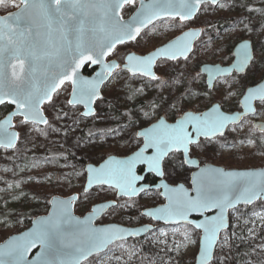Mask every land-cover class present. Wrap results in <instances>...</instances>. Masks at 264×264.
<instances>
[{"label":"rangeland","instance_id":"1","mask_svg":"<svg viewBox=\"0 0 264 264\" xmlns=\"http://www.w3.org/2000/svg\"><path fill=\"white\" fill-rule=\"evenodd\" d=\"M16 2L19 3V0ZM136 8V5L126 6L123 16L129 17ZM249 8L264 9V0H222L216 6L205 4L192 21H158L136 41L118 46L109 60H118L120 69L104 86L102 98L96 103V114L91 118L78 114V111L82 112L81 107L69 106L68 103L69 107L65 106L71 92V85L65 84L44 106V111L49 121L48 129L54 128L58 135L55 146L68 151L71 156L59 150H53L46 156L43 155L45 150H35L39 149L35 147L29 149L31 160L25 161L24 153L14 151L16 148L7 150L8 153L1 149V205L20 202L30 206L43 204L47 199L50 203L56 195L80 194L85 186L87 163L99 164L109 155L126 156L134 152L142 144L136 137L137 131L162 116L173 122L187 111L202 112L214 103L221 104L227 112L239 110L241 93L264 79V13L250 12ZM16 9L0 7V13ZM216 20L222 21L225 26L214 29ZM195 27H201L203 35L195 44L193 53L186 60L160 61L156 68L158 79L133 76L121 70L127 54L145 55ZM243 39L253 43L254 60L251 66L245 74L218 79L216 86L209 90L205 75L200 73L201 65L231 64L233 49ZM173 104L175 107H171ZM257 111L259 115L231 126L225 136L202 140L193 146L192 155L203 164L213 163L225 168L263 167L264 137L253 130V121H264V107L257 105ZM145 113L152 115L146 116ZM21 120L20 117L15 119L19 131L17 146L29 143L34 131L39 130L29 126L34 124L21 123ZM233 128L236 130L233 131ZM250 130L256 144L253 149L244 147L243 143ZM78 159L86 162L80 163ZM56 161L62 164V169L52 166ZM164 172L168 182L190 186L192 170L184 165L179 154L173 153L165 160ZM107 200L117 201L119 207L110 209L98 223L125 226L154 224L156 228L138 241L127 240L112 245L106 252L91 258L89 264H195L200 245L199 231L187 225L153 223L142 215L143 209L164 203L159 191H147L138 198L118 199L116 190L99 187L87 193L76 212L82 215L83 211H90L94 204ZM255 204L231 211V226L222 233L211 264H264V220L259 219V216H264V207ZM7 213L6 209L0 213V230L5 229L8 237L14 234L13 230L22 228L25 217L19 213ZM249 224L254 228L253 234L248 231ZM240 247L250 248V253L242 254V262L236 259Z\"/></svg>","mask_w":264,"mask_h":264},{"label":"snow or ice","instance_id":"2","mask_svg":"<svg viewBox=\"0 0 264 264\" xmlns=\"http://www.w3.org/2000/svg\"><path fill=\"white\" fill-rule=\"evenodd\" d=\"M207 2L208 0H152L148 5L142 4L138 15L133 16L130 21L122 22L121 9L134 4L135 0H19V3L16 0H0V7L19 9L0 15V105L7 103L15 106V112L0 120V147L14 148L19 138L17 133L9 131L13 127V117H21V123L48 125L49 121L42 113L41 105L45 101H51L53 93L66 81H71L73 85L71 99L67 103L83 104L88 107L85 115L92 114L90 106L99 96L100 85L115 70L120 69L117 63L105 62V56L117 44L135 40L141 30L153 24L156 19L178 18L180 21H188ZM211 3L216 4L217 0H211ZM249 11L264 13V9L249 8ZM197 35L198 32L189 31L147 55L129 54L121 70L158 79L151 71L154 63L158 59H188L192 50L191 40ZM250 47L249 41L239 44L231 67L204 69L209 75L208 87L216 86L218 75L246 72L254 60ZM12 60L20 65L21 74L16 72V65ZM25 61L28 62L26 68ZM88 62L98 64L100 70L92 79L78 77V70ZM9 69H12L11 73ZM241 95L243 111L240 113L226 114L222 106L216 104L207 112H185L174 124L167 123L161 117L157 123L137 133L144 143L134 154L121 160L109 158L98 168L90 165L87 169V185H107L119 189L121 196L135 197L139 192L145 191L144 186H136V182L143 179L136 174L138 164L146 165L149 172L163 177L164 158L171 152L182 151L184 163L199 168L192 176V192L195 194H190L183 184L172 187L168 183H162L164 192L160 194L168 200V204L148 210L145 214L180 226L191 224L189 216L193 213L203 214L216 210V214L206 216L202 222L194 225L196 229L203 231L197 264H211L219 233L228 227L227 211L238 204L264 201V172H226L220 168H200L199 162L189 155L190 146L194 142L198 143L199 137L223 135L230 124L244 123L248 115H259L256 105L264 107V83L248 87ZM254 128L264 133V123L254 125ZM252 135L250 130L246 136L249 144L255 142ZM149 149L153 150L152 154L146 155ZM58 203L65 205L70 202ZM109 207L119 205L102 202L92 209L87 221L77 223H89ZM66 212V208H61L59 214L54 212L41 220V227L16 238L18 242L8 252L16 257L12 264H27L24 258L28 250L36 245H40L44 251L32 264H81L82 260L98 248L137 234L116 226L90 228L82 232L81 238L72 245H67L62 237L61 223H68L75 218L66 217ZM259 219L264 220V216H259ZM248 231L250 234L254 233L251 224ZM65 248L72 250L65 251ZM50 251H57L71 258H44L45 252ZM0 264L5 262L0 260Z\"/></svg>","mask_w":264,"mask_h":264},{"label":"water","instance_id":"3","mask_svg":"<svg viewBox=\"0 0 264 264\" xmlns=\"http://www.w3.org/2000/svg\"><path fill=\"white\" fill-rule=\"evenodd\" d=\"M221 1H222V0H217V3H216V4H212V3H211V0H208V2L205 3V4H210V5H212V6H216V5H218ZM135 2H138V4H137V8H136V9L133 11V13H132L129 17H127V18H125V17L123 16V14H122V11H123V9H124L125 7H124L123 9H121L120 16L122 17V22H128V21H130V20L132 19L133 16L138 15V13H139L140 10H141V5H142V4H143V5H148V4L152 3V0H135ZM205 4H203V5H205ZM203 5H202V6H203ZM202 6H201V7H202ZM200 9H201V8H200ZM18 10H19V9H16V10H14V11H12V12H16V11H18ZM199 11H200V10H199ZM199 11H198L197 13H195L194 16H193L192 18H190L188 21H192V20H194V19L196 18V16L198 15ZM6 14H7V13H6ZM6 14H1V13H0V15H6ZM166 19H172V18H164L163 20H166ZM175 19H178V18H175ZM158 21H162V20H161V19H156V20H154V21H153V24H149V25H147L145 28H143V29L141 30L140 35H141L145 30H147L148 28H150L152 25H154V24H155L156 22H158ZM182 22H185V21H182ZM189 31H196V32L199 33V35H197L196 37H193V38H192V40H191V49H192V50H191V52L188 54V57L193 53V51H194V47H195V44H196V43L201 39V37H202L203 29H202L201 27H199V28H190V29H187V30H185L184 32H182L180 35L176 36L175 38H173L172 40H170L169 42H167V43H170V42L176 40L178 37H181L184 33L189 32ZM140 35H138L137 38H136L135 40H128V41H126V42L123 43V44H117L116 47H115V49H116L118 46H120V45H124V44H126V43H131V42L136 41V40L140 37ZM245 41H249V42L251 43V47H250V50H249V51H250V52L253 54V56H254V48H253V43H252V41L249 40V39H243V40H241L240 42H238V43L235 45V47H234V49H233V52H232V55H233V61L231 62V64H228V65H222V64H220V63H218V64H209V63H207V64H203V65H201V67H200V73L203 74V75H205V77H206V84H207V81H208L209 75H208V73H207L206 71H204V69H206V68H211V67H219V68H227V67H231L232 64L235 62V59H236L235 53L237 52V49H238L239 44H241V43H243V42H245ZM167 43H165V44H167ZM165 44H163V45H165ZM163 45H161V46H163ZM161 46H159V47H161ZM159 47H157V48H159ZM157 48H156V49H157ZM115 49H113V51H112L111 53H109L108 55L105 56V62H113V63H117V64L120 65L119 61L116 60V59H111V60H109V58H110V57L112 56V54L114 53ZM156 49H154L153 51H155ZM153 51H151V52H153ZM151 52H149V53H151ZM149 53H147V54H149ZM129 54H135V55H138V56H142L141 54H138V53H135V52H131V53H129ZM129 54L126 55V57H125V59H124V64L126 63V58H127V56H128ZM147 54H145V55H147ZM162 60L164 61V59H158V60L154 63V65H153V67H152V69H151L152 73H154L156 77H158V75H157V73H156L157 65H158V63H159L160 61H162ZM178 60H185V59H184L183 57H180V58H178L177 60H165V61H178ZM12 63L16 65V69H15L16 72H17L18 74H21V69H20V65L18 64V62L15 61V60H12ZM27 63H28V62L25 61V68L27 67ZM124 64H122V66H121L122 69H123V67H124ZM251 64H252V63H251ZM250 66H251V65H250ZM86 68H88V69H90V70H93L92 74H86V73H85V69H86ZM99 70H100V66H99L98 64H97V65H93V64H91L90 62H88V63H86L83 67H81V68L78 70V77H83V78H86V79H92V78L95 77L96 72H98ZM11 71H12V69H9V73H11ZM115 71H116V70H115ZM115 71H114V72H115ZM114 72H113V73H114ZM246 72H247V71H246ZM246 72H244V73H231V74H228L227 76H225V75H218L217 80H218V79H221V78L231 77V76L234 75V74L242 75V74H245ZM128 73H129V72H128ZM129 74H131V73H129ZM112 75H113V74H112ZM112 75H111L110 77H108V79L105 80V82L102 83V84L100 85V88H99V96L95 99L94 103L90 106L91 109H92V114L85 115V113L88 112V107H86V106L83 105V104H76V105H70V106H73V107H81V108H82L81 115H82V117H84V118H91V117H93V116L96 114V103H97V101H98L99 99L102 98V90H103L104 86L109 82V80L111 79ZM131 75H133V74H131ZM133 76H141V77H144V78H147V79H150V80H155V79H152L151 76H143V75H133ZM75 78H77V77H74V79H75ZM15 83H19V81H15ZM259 83H264V79H263L262 81H260ZM65 84H70V85H71V92H70V96H69V99H71V93H72V88H73V85L71 84V81H66L63 85H61L60 88H58L57 91H56L55 93H53V97H54V95H55V94H56V93H57V92H58V91H59V90L65 85ZM256 85H257V84H256ZM256 85H254V86H256ZM207 86H208V84H207ZM254 86H250V87H254ZM208 89H209V90H212L213 88L208 87ZM245 91H246V90H245ZM53 97H52V99H53ZM242 99H243V97L241 98V100H242ZM241 100H240V101H241ZM49 102H50V101H45V103L41 105V111H42V113L45 115V117H46L47 119H48V117H47V115L45 114L44 106H45L46 104H48ZM216 104H219V103H214V104L211 105L208 109H206V110H204V111H202V112H196V113L199 114V113H203V112L210 111L211 108L214 107ZM5 105H9V106H11V107H12V110H11L7 115H5L4 117L0 118V120H3L4 118H6L10 113L15 112V106H14V105L7 104V103H6ZM220 105H221V104H220ZM1 106H4V105H0V107H1ZM256 107H257V105H256ZM222 110H223L226 114H236V113H240V112L243 111V109H242V107H241V103H240V109L237 110V111H234V112H232V113H231V112H227V111H225L223 108H222ZM187 112H188V111H187ZM192 112H194V111H192ZM183 114H184V113H183ZM183 114H182L181 116H179L176 120L180 119V118L183 116ZM162 117L165 118L164 116H162ZM249 117H254V116H253V115H248V116H246V118H249ZM16 118H18V117H13V127H11V128L9 129V131H10V132H15V133H17V134H18V137H19V131L17 130V128H16V123H15V119H16ZM20 118H21V117H20ZM246 118H245V119H246ZM165 119H166V118H165ZM158 120H159V119H158ZM158 120L155 121L154 123H152L151 125H149V126L143 128V129L138 130L137 133L140 132V131H142V130H144V129H146V128L151 127L153 124L157 123ZM176 120L173 121V122H170L169 120L166 119L167 123H169V124H174V123L176 122ZM261 123H264V121H260V120L257 121V120H254V121H253V127H254V125L261 124ZM30 124H31V123H30ZM240 124H241L240 122H237L236 124H230L229 127L225 129L223 135H217V136H215V137H211V138L199 137V139H198V143H197V142H194V143L190 146V153H189V155L191 156L192 159H195V160H197V161L199 162V167H200V168H208V169L220 168V169H223V170L226 171V172H231V171H239V172L254 171V172H257V173L264 172V166H263V167H259V168H248V169L225 168V167H222V166L215 165V164H213V163H204V164H203V163H201V161H200L197 157L192 156V147H193V146L198 145L202 140H214V139H216V138L223 137V136H225L226 132L228 131V129H229L231 126H236V125H240ZM34 125L44 126L43 124H34ZM189 130L191 131V129H189ZM256 130H257L259 133H261L258 129H256ZM137 133H136V137H137L138 139L142 140V144H141V146H140V147H142V146H143V143H144L143 138H142V137H139V136L137 135ZM261 134H264V133H261ZM18 142H19V138H18V140L15 142V147H14V148H3V147H0V150L3 149V150L12 151V150H14V149L16 148ZM140 147H139V148H140ZM139 148L136 149L134 152H132V153L126 155V156H118V155H114V154L109 155V156H107L104 160H102L99 164L87 163L86 166H85L86 181H85V186H84V190H83L84 193L87 194V193L93 191L94 189L101 187V186H98V185H93V186H88V185H87V176H88L87 169H88V167H89L90 165L93 166V167H97V168H98L101 164H104L106 161H108L109 158H114V160L125 159V158L131 156L132 154H134L136 151H138ZM152 151H153L152 149H149L148 152L146 153V155H150V154H152ZM172 153H180V154L182 155V157H183V161H184V154H183L182 151H174V152H171V153H169V154L164 158V160H163V165H162V166H163V170H164V162H165V160H166V159H167ZM184 164H185V163H184ZM185 166H186L188 169H191V170H192V172H191V174H190V183H189L190 186L187 185V184H184V183L172 184V183L168 182V181L165 179V176H163V177L158 176L155 172H149V171H148V168H147L146 165H144V164H138V165L136 166L135 171H136V174L139 175V176H141V177H143V179L140 180V181H137V182H136V186H137V187L144 186L145 191H143V192H139L138 195H136L135 197H132V198H138V197H140L142 194H144L145 192L150 191V190H157V191H159L160 193H162V192H164L163 187H161L162 183H168V184H169L170 186H172V187H176L178 184H183L184 187H185L186 189L189 190V193L192 194V195H194L195 193L192 192V188H193V185H192V176H193L195 173H197V172L199 171V168H197V167H195V166H192V165H187V164H185ZM140 169H143V171L140 172ZM149 174H153V175L155 176V178L158 179V181H157L156 184H154V185H150V184H148V183L145 182L146 176L149 175ZM103 187L110 188V187H108L107 185H105V186H103ZM110 189H114V190H116V197H117L118 199H121V198H128V197H126V196H121V194H120V192H119V189H116V188H110ZM160 195H161V194H160ZM161 197L163 198L164 203L159 204L158 206H155V207H150V208H145V209H143V210H142V215L145 216V217H147L148 219H150L151 221H153L154 223H157V224H162V225H165V226H176V225L173 224V223H168V222H166V221H164V220H157V219H155V218H153V217H150V216H147V215L145 214V212L148 211V210H153V209H155V208H159V207H162V206H166V205L168 204V200H167L163 195H161ZM79 199H80V195H79L78 193H74V194L69 195V196H66V197H64V196H60V195L53 196V197L50 199L49 210H48V212H47L46 214H43V215H40V216H37V217L33 218L32 221H31V224L29 225V227H27L26 229H24V230L21 231V232L14 233V234L8 236L5 240H3L2 242H0V253H2V254H0V260H3V261L5 262V264H12V262L16 259V257H15L14 255H9L8 252H9V249H10L11 247H13V246L18 242L16 238H18V237H22V236H24L25 233H30V232H33L34 230L38 229L39 227H41V225L39 224V222H40L41 220H43V219H45V218H48V217L51 216L54 212H57V213L59 214V210H60L61 208H66V209H67L66 217L75 218V219H72V220H71L70 222H68V223H63V222L61 223V233H62V237H63V239H64V241H65V244H67V245H72L76 240H78L79 238H81V233H82V232H84V231H86V230H88V229H90V228H100V227H105V228H107V227H111V226H116V227H120V228H126V229H128L129 231H132V232H136V233H137V234H135V235L126 236L124 239H117V240H114V241H112L111 243H109L108 245H106V246H104V247H100V248H98L96 251H94L92 254H90L86 259L82 260V261H81V264H83L84 262H86L87 260L91 259V258L94 257V256H97V255H100V254L106 252V251H107L112 245H114V244H116V243H118V242H121V241H127V240H131V239H140V238H143V237H145L146 235H148L151 231H153V230L156 228V225H154V224H144V225H141V226H125V225H122V224H119V223H98V221H99V220H100V219H101V218H102V217H103V216H104V215H105L110 209H112L111 207L106 208L101 214L96 215V216L92 219V221L89 222V223H77V221H87L89 215L92 213V209H93L94 207H96L97 205H99L100 203H102V202H99V203L94 204V205L91 207V210H90V211L86 212V213L83 214V215H79V214L76 212V209H75V208H76V204H77V202L79 201ZM130 199H131V198H130ZM59 201H68V202H70V203L65 204V205H60V204L58 203ZM259 201H261V200L254 201L252 204H238V205H236L235 208H230V209L227 211V213H226V220H227V223H228V227H227L226 229H222V230L220 231V233H219L218 241H217V244H216V246H215V248H214V251H213V259H212L211 263H212L213 260H214L215 253H216V248H217V245H218V243H219V241H220V237H221L222 233L225 232L226 230H228V229L230 228V226H231V211L237 209L238 207H242V206H252V205H254L255 203H257V202H259ZM261 202L264 203V201H261ZM103 203H107V204H116V205L118 204L117 201H115V200H107V201H103ZM214 214H216V210H213V211H211V212H205V213H203V214H200V213H193V214H191V215L189 216V220L192 221V223H191V224H182V225L190 226V227L194 228L195 230H197V231H199V232L201 233V236H200L199 251H198V254H197V256H196L195 264H197V259H198V257H199V252H200V247H201V239H202V236H203V231H202L201 229H196L194 225H195V223H200V222H202L206 216L214 215ZM140 229H147V230H146V231H138V230H140ZM59 247H63V245H59ZM71 250H72L71 248H65V251H71ZM43 251H44V250L41 248L40 245H36L35 247H32V248H30V249L28 250V252H27V254H26V256H25L24 259H25V261H27V264H32V262L35 261V260L37 259V257L41 255V253H42ZM44 258H48V259H70L71 257H69V256H65V255H63L62 253L57 252V251H50V252H45V254H44Z\"/></svg>","mask_w":264,"mask_h":264},{"label":"trees","instance_id":"4","mask_svg":"<svg viewBox=\"0 0 264 264\" xmlns=\"http://www.w3.org/2000/svg\"><path fill=\"white\" fill-rule=\"evenodd\" d=\"M224 26H225V23H223L220 20H216L214 22L213 28L214 29H222ZM92 72H93V70H90L88 68L85 69V73L86 74H92ZM65 106L66 107L70 106V105L68 106L67 101H65ZM11 110H12V107L9 106V105L1 106L0 107V118H2L5 115H7ZM80 113L81 112L78 111V114H80ZM59 114H60V112H59ZM59 119L63 120L62 122H65V119L62 116L61 117L59 116ZM29 126H32L33 128L38 127L39 130L38 131H34L35 133L31 136V138H33V139L31 141H29V143L27 141L25 144H19L16 147V149L14 150V151H21L22 153H24L22 155H23V159L25 161L31 160L30 155H29L30 154L29 153L30 152L29 149L30 148H35V147L39 148V149H35V150H39V151H42V152H43V150H45L46 152H43V155L46 154V156H48L50 152L53 153V150L54 151L59 150L61 152H67L68 156H71V154H69L68 151H63L61 148L55 146V143H54L55 140H56L55 138H57L58 135L54 131V128H51L49 130L47 125H44V126L29 125ZM253 130L255 132H257V134H259L260 136L264 137V134L259 133L255 128H253ZM5 151L8 153L7 150H5ZM11 153H13V152H11ZM11 153H9V154H11ZM78 162H80V163L84 162L85 163L86 161L84 159H78ZM52 166H56L59 169H62L61 168L62 164L60 162H57V161ZM2 177H3V174L0 172V181H1ZM148 181L151 184H153L155 182V179L153 177H149ZM64 189H66V188H64ZM79 195H80V199L77 202L76 211L77 210L79 211V208L81 206V201L83 200L84 197L87 196V194L84 193V191L81 192ZM1 202L2 201H1V197H0V213L4 212V210L6 209L7 212L9 213V215H15V214L19 213L22 217H25V219H24L25 221L23 222L22 228L20 230H13L12 233H16V232L22 231L23 229H26L31 224V221H32L33 218H35L37 216H40V215H43V214H46L48 212V210H49V201H48V199H47V201H44L43 204H33V205H30V206H27L26 204H23V203H20V202H18V203L15 202L12 205L8 206V204L1 205ZM255 205L264 207V204H262V202L261 203L258 202ZM248 209H251V208H248ZM86 212H87V210L83 211L82 215L85 214ZM6 233H7V231L5 229L0 230V242L5 239ZM138 240H140V239H131V241H133V242L138 241ZM244 252L245 253L246 252L250 253V248L249 247L248 248L240 247V251H239V253H238L237 257H236L237 261H239V262L243 261L242 254ZM90 261H91V259L87 260L83 264H89Z\"/></svg>","mask_w":264,"mask_h":264},{"label":"flooded vegetation","instance_id":"5","mask_svg":"<svg viewBox=\"0 0 264 264\" xmlns=\"http://www.w3.org/2000/svg\"><path fill=\"white\" fill-rule=\"evenodd\" d=\"M137 4H138V2H135L134 4H132V5H136L137 6ZM126 7V6H125ZM18 9V8H17ZM195 28H199V27H195ZM203 35V34H202ZM142 141V140H141ZM173 154V153H172ZM171 154V155H172ZM177 154H179L180 156H181V158H182V160H183V157H182V155L180 154V153H177ZM193 156V155H192ZM183 163H184V161H183ZM185 165V164H184ZM143 171V169H140V172H142ZM149 177H153L154 179H155V182L153 183V184H151L149 181H148V178ZM157 181H158V179L157 178H155V176L153 175V174H149V175H147L146 176V179H145V182L146 183H148V184H150V185H154V184H156L157 183ZM151 191V190H150ZM157 191V190H156ZM153 222V221H152ZM154 223V222H153Z\"/></svg>","mask_w":264,"mask_h":264},{"label":"built area","instance_id":"6","mask_svg":"<svg viewBox=\"0 0 264 264\" xmlns=\"http://www.w3.org/2000/svg\"><path fill=\"white\" fill-rule=\"evenodd\" d=\"M260 121H262V120H260ZM243 143H244V147H246V148H248V149H253V148H255V146H256L255 142L252 143V144H249V143L247 142V140H246L245 142H243Z\"/></svg>","mask_w":264,"mask_h":264}]
</instances>
